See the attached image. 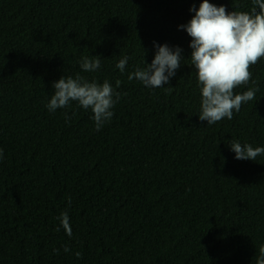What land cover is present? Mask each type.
<instances>
[{
  "label": "trees",
  "instance_id": "obj_1",
  "mask_svg": "<svg viewBox=\"0 0 264 264\" xmlns=\"http://www.w3.org/2000/svg\"><path fill=\"white\" fill-rule=\"evenodd\" d=\"M202 2L0 0V264H256L264 155L237 160L229 143L264 147V58L250 68L255 100L232 120L200 121L191 37L179 26ZM209 3L252 8V0ZM154 42L182 49L165 88L128 79L151 64ZM91 55L101 67L83 72ZM76 74L121 82L100 131L76 103L46 108L53 83Z\"/></svg>",
  "mask_w": 264,
  "mask_h": 264
},
{
  "label": "clouds",
  "instance_id": "obj_2",
  "mask_svg": "<svg viewBox=\"0 0 264 264\" xmlns=\"http://www.w3.org/2000/svg\"><path fill=\"white\" fill-rule=\"evenodd\" d=\"M189 11L194 16L179 28L191 37L190 61L196 71L201 93L199 120L207 121V126L225 118L232 120L234 112L238 113L243 105L255 100L259 91L250 68L264 58V0H252L250 11L228 12L224 6L218 7L209 0H203L198 9L193 5ZM154 47L156 52L151 64L145 62L147 66L136 68L128 79H135L146 88H165L164 85L181 67L182 49L155 42ZM101 59L100 56H84L79 67L83 72H95L101 67ZM127 63L128 57L125 56L116 67L123 73ZM120 83L116 81V88L120 87ZM249 85L242 94L234 91ZM52 87L54 93L46 104L48 111L54 113L57 109H68L72 103H76L85 111L91 110L96 131L111 121L114 116L112 109L120 99V93L109 81L105 80L102 84L89 82L80 74L75 77L63 76ZM65 119L67 121L70 117L65 114ZM229 145L237 160L255 161L258 156L264 155V147L254 148L236 140ZM2 159L3 149H0ZM57 219L61 221L66 234L71 236L67 212H62ZM58 251L54 250V253L58 254ZM69 251L65 246L64 252ZM258 252L256 264H264V245L260 246ZM76 255L78 258L81 256L80 253Z\"/></svg>",
  "mask_w": 264,
  "mask_h": 264
}]
</instances>
